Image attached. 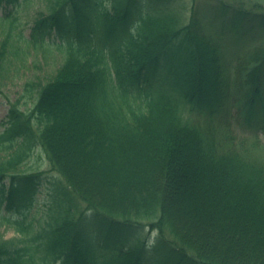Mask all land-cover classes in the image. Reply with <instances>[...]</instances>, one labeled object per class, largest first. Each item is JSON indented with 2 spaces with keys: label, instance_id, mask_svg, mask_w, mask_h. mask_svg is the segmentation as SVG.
I'll use <instances>...</instances> for the list:
<instances>
[{
  "label": "trees",
  "instance_id": "obj_1",
  "mask_svg": "<svg viewBox=\"0 0 264 264\" xmlns=\"http://www.w3.org/2000/svg\"><path fill=\"white\" fill-rule=\"evenodd\" d=\"M24 1L0 0V80L44 76L1 124L0 227L21 238L0 264H264V7L216 0L213 32L178 0H41L29 27ZM38 148L50 170H25Z\"/></svg>",
  "mask_w": 264,
  "mask_h": 264
},
{
  "label": "rangeland",
  "instance_id": "obj_2",
  "mask_svg": "<svg viewBox=\"0 0 264 264\" xmlns=\"http://www.w3.org/2000/svg\"><path fill=\"white\" fill-rule=\"evenodd\" d=\"M28 2L31 1V3L34 4L33 11H43L42 6L39 4V0H27ZM228 2H233V0H226ZM238 2L243 1L242 5L245 7L253 6V4L262 5L264 7V0H237ZM184 5H181L178 10L180 13L189 15L191 8L197 12L199 17L205 22L206 26L209 27L210 31H214L213 27L217 25V22L213 23L212 13L211 9L213 8V2H208L206 0H182L179 4L184 3ZM22 17L25 22L32 23L35 21V15L32 12H28L27 10L22 11ZM44 69V67H43ZM36 76H41L40 78H43L44 74L42 72H39L38 69L32 68L31 71H27L24 74H19L11 78L7 81L0 80V131L3 130V127L1 126V122L5 119L9 105L11 102L16 101V99H20L21 108L28 109L32 106L31 104V98L29 95L25 94L22 96L23 93V84L25 81L30 79H35ZM62 98H55V102L61 103ZM234 134H237L241 139L246 141L245 147H249L248 139L249 137L245 133L240 132H234ZM71 137L75 138V135H70ZM259 140H262L264 142V134H260L258 136ZM250 148V147H249ZM65 149L69 151L70 145L65 144ZM253 154H264V143L262 144V147L260 150H251ZM254 151V152H253ZM36 164H40V166L43 164V169H47V160L44 155V153L40 150H38L31 158V160L23 167L25 170L32 169L36 167ZM193 160L192 158H188L185 161L181 163V166L187 167L192 166ZM182 176L186 179L185 189L183 190V194L187 193V196L181 199H178V205L183 206L187 208V212L189 214L190 218L195 219L197 222L202 218V211L198 206L202 203V198L199 200L196 199V206L194 205V208H191V198L192 194L196 189V181L194 175L192 176L187 171L182 173ZM195 188V189H192ZM198 191V190H197ZM40 202L39 204L30 212V216L34 217L35 219H41L46 215V202L48 198H44V195H39ZM213 215V214H212ZM228 217V216H227ZM208 229V226L206 227ZM18 234L7 227H1L0 228V241L3 240H10L17 238Z\"/></svg>",
  "mask_w": 264,
  "mask_h": 264
},
{
  "label": "bare ground",
  "instance_id": "obj_3",
  "mask_svg": "<svg viewBox=\"0 0 264 264\" xmlns=\"http://www.w3.org/2000/svg\"><path fill=\"white\" fill-rule=\"evenodd\" d=\"M198 192V191H197Z\"/></svg>",
  "mask_w": 264,
  "mask_h": 264
}]
</instances>
